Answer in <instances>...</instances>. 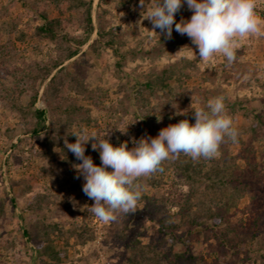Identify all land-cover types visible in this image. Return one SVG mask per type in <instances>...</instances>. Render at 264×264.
Listing matches in <instances>:
<instances>
[{"label":"rangeland","instance_id":"obj_1","mask_svg":"<svg viewBox=\"0 0 264 264\" xmlns=\"http://www.w3.org/2000/svg\"><path fill=\"white\" fill-rule=\"evenodd\" d=\"M150 2L142 9L139 0H92V33L77 55L64 60L67 80L57 94L44 92L56 69L44 80L43 69L74 39L85 37L84 8L69 10L54 0H0V264L40 263L36 250L48 244L58 260L46 254L42 264H154L148 259L152 254L180 264L174 253L184 249L186 258L203 264H264V35L238 38L230 66L220 54L199 60L175 25L170 39L159 29L151 31L143 19ZM40 11L66 19L61 39L31 37L44 21ZM256 14L264 29V0H256ZM191 15L185 3L175 20ZM102 30L106 38L112 33V46L95 41ZM75 57L78 63L71 65ZM170 73L176 88L157 81L146 85ZM35 92L34 105L45 110L49 125L39 134L32 133L35 117L28 112ZM216 96L225 98L238 142L226 140L217 157L201 158L208 173L197 181L181 168L183 154L164 161L162 172L137 181L136 212L118 213L115 221L102 222L88 210L94 201L82 191L85 181L73 167L82 161H64L61 147L48 139L59 136L64 142L74 131H95L107 133L113 146L127 142L130 149L132 138L156 137L182 119L194 124L193 110ZM85 155L101 164L91 147ZM215 177L233 182L213 187ZM223 207L219 231H232L229 241L218 239L211 218L190 227L191 219ZM257 216L258 231L246 240ZM168 219L178 224L173 232L183 239L174 242L170 232L160 230Z\"/></svg>","mask_w":264,"mask_h":264},{"label":"clouds","instance_id":"obj_2","mask_svg":"<svg viewBox=\"0 0 264 264\" xmlns=\"http://www.w3.org/2000/svg\"><path fill=\"white\" fill-rule=\"evenodd\" d=\"M139 3L145 9L149 2L139 0ZM185 3L192 15L187 20L181 17L177 22L175 14ZM146 11L143 19L152 24V32L157 33L155 29H159L170 39L175 25V30L186 35L196 47L199 60L207 61L220 54L230 66L237 59L238 38L264 35L256 14V0H151ZM193 56L197 59L196 53ZM224 100L223 96H216L205 106L195 108L194 124L182 119L162 128L156 137L132 138L130 149L127 142L113 146L105 138L107 133L99 136L95 131L72 132L75 142L68 143L65 139L64 143L82 161L73 167L79 174L77 178L82 176L85 181L82 191L94 201L88 210L105 223L115 221L118 213L134 214L141 198L139 178L162 172L164 161L175 160L181 154L193 161L212 159L219 155L220 146L226 140L238 142L239 133L227 114ZM89 141L92 150L99 152V166L85 155Z\"/></svg>","mask_w":264,"mask_h":264},{"label":"trees","instance_id":"obj_3","mask_svg":"<svg viewBox=\"0 0 264 264\" xmlns=\"http://www.w3.org/2000/svg\"><path fill=\"white\" fill-rule=\"evenodd\" d=\"M91 1L92 0H54L56 4H61V3L66 4V9H69V10H74V9L79 10L82 7L84 8L83 9L84 10L83 29L85 32V37H82V38L78 37L77 39H74L75 40L74 45H69L65 47V49L62 50V52L65 51L64 53H60L57 59L52 61V63L49 66L44 67L42 77H41L43 78V80L49 76V74L51 73L53 69H56L55 73L49 77L46 88L44 89L45 93H47L49 90H52L54 91V93L55 92L57 93L58 89H60V87L66 82L67 79H66L65 71H67L69 68L66 64L63 65L64 60L72 58L75 55H77L79 48L84 43H86L87 36L92 33L93 23H92L91 13H90ZM62 10H63L62 8L59 9V12L62 13L63 12ZM38 14L42 16L44 21L34 27L31 37H34V38L37 37L38 39L45 38L48 40H56V38L61 39V37L59 36L63 35L62 31L64 29L63 26H64V22H66V19H62L61 16L48 18L46 14H44L42 11H40ZM97 35L98 36L95 39V41H101L103 44L109 45V46L113 45L112 33H110L109 38L105 37L107 35V31H103V30L98 31ZM66 36L68 35L66 34ZM63 40L67 41V37L65 38L63 37ZM77 63H78L77 57L73 58L71 61V65H75ZM117 64H119V62H117ZM172 76H173L172 73L165 74V75L163 74L158 75V77L155 80H152V81L147 80L146 85L151 86L154 84V81L155 82L157 81V83L160 86L176 88L177 85H174L171 87L172 83L170 82H173V79H174V77ZM180 77H181V74L177 75V79H180ZM36 94L37 92H35V94L33 95L32 100L30 101L29 107H28V112L31 113L35 117V123L32 128L33 134H39L43 129L45 130L49 129V125L46 124L45 110L38 108L34 105ZM262 127L264 129V120L262 121ZM50 128L52 127L50 126ZM48 139L50 140L51 143L52 142L55 144L57 143L61 147V152L63 154L64 161H69L75 158V156L71 155L69 150L65 147L64 142L60 139L59 136H56V137L50 136ZM65 139L69 140V142L71 143H74L76 138L73 135H68L65 137ZM90 147H91V141H89V143L85 145V150ZM180 159H182L181 161L182 163L180 164V166L185 171L186 176H188L189 174H195V178H196L195 180L197 181V180H200V177L202 176V174L207 175L208 172L207 170H205L204 164L201 160L193 161L190 157L185 156L184 154L180 157ZM217 171H218V168L215 171L216 175H217ZM254 171H256V168H254ZM215 178H216L215 181L212 182L213 187L218 186V184H226V183L233 182L230 178H227V177H222V178L215 177ZM225 209L226 208L223 207V208H219L215 212L210 211L207 215H204V217L199 221L197 219H191L189 223L190 227L197 225L199 222H203L206 218H211L212 220L211 224L216 232V236L218 237V239H219V236H221L222 239L224 238L229 241L230 238L234 237L230 235L233 232L232 231L231 232H228V231L220 232L219 231L220 230L219 226L223 223L224 214L227 211ZM258 216L256 217V219H254V221L251 222L254 227L253 229L248 230V232L246 233L245 235L246 240L253 238L255 236V232L258 231V227H259L258 225L259 217ZM199 224H203V223H199ZM177 226L178 224L174 220L168 219L167 223H162L160 225V230L164 233L170 232V237L172 241L177 242V240L183 239L180 235L173 232V229H175V227ZM203 228L200 229V231L205 230ZM23 232L25 234L28 233L27 231H23ZM188 232L190 231L188 230ZM238 237L239 235H237V238ZM239 240L242 241L243 239L239 238ZM185 253H186V249H184L183 251H176V253H174L176 257L175 260L179 261L180 264H203L201 262H195L191 255L186 258L184 256ZM46 254L50 256V259L55 260V261L58 260V253L55 251L52 244H48L46 247H40L36 250V257L40 260V263H37V264H42V262L44 261V259L42 258ZM150 258L154 262V264H172L169 261L158 258V255L156 254H152L150 257L148 256V259Z\"/></svg>","mask_w":264,"mask_h":264}]
</instances>
